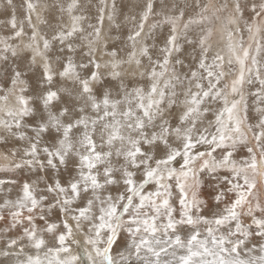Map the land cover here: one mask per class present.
<instances>
[{"label": "snow or ice", "instance_id": "1", "mask_svg": "<svg viewBox=\"0 0 264 264\" xmlns=\"http://www.w3.org/2000/svg\"><path fill=\"white\" fill-rule=\"evenodd\" d=\"M0 17V264H264V0Z\"/></svg>", "mask_w": 264, "mask_h": 264}, {"label": "rangeland", "instance_id": "2", "mask_svg": "<svg viewBox=\"0 0 264 264\" xmlns=\"http://www.w3.org/2000/svg\"><path fill=\"white\" fill-rule=\"evenodd\" d=\"M23 0H14L15 5L17 6V8L20 7V5L22 4ZM125 3H127V0H124ZM3 18V17H0ZM243 154V150H241V153H239L238 155ZM6 175L9 174H4V173H0V178H5Z\"/></svg>", "mask_w": 264, "mask_h": 264}]
</instances>
